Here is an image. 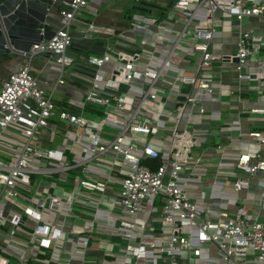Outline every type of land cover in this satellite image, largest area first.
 Here are the masks:
<instances>
[{
    "label": "built area",
    "instance_id": "obj_1",
    "mask_svg": "<svg viewBox=\"0 0 264 264\" xmlns=\"http://www.w3.org/2000/svg\"><path fill=\"white\" fill-rule=\"evenodd\" d=\"M93 1H63L1 81L0 264H264V0H173L126 30L84 20ZM83 25L107 37L78 61Z\"/></svg>",
    "mask_w": 264,
    "mask_h": 264
},
{
    "label": "water",
    "instance_id": "obj_2",
    "mask_svg": "<svg viewBox=\"0 0 264 264\" xmlns=\"http://www.w3.org/2000/svg\"><path fill=\"white\" fill-rule=\"evenodd\" d=\"M63 1L69 0H0V64L12 61L34 44L50 39L55 33L51 18H55L54 13ZM172 3L170 0L161 7L143 0L134 9L151 13L153 8L168 9ZM131 18L128 15V19Z\"/></svg>",
    "mask_w": 264,
    "mask_h": 264
},
{
    "label": "crops",
    "instance_id": "obj_3",
    "mask_svg": "<svg viewBox=\"0 0 264 264\" xmlns=\"http://www.w3.org/2000/svg\"><path fill=\"white\" fill-rule=\"evenodd\" d=\"M168 3V2H167ZM118 2L116 0H95L92 2V5L98 10V15L91 17L93 19H84L86 21H91L94 24L98 26H105L107 28H115L117 30H126L129 28L130 20L128 19V15H130V12L122 14V19L120 21H117L118 19L114 20L111 16V14L108 13V9L116 6ZM121 5V4H119ZM59 11V7L56 10ZM105 13V14H104ZM129 22V23H128ZM255 23V22H254ZM257 25H260L258 22H256ZM74 35V44L71 46L67 53L71 56H73L78 61L82 59L83 56L79 55H72L69 53V50H84L88 52H96L100 46L105 44L107 34H101L98 35L95 32L88 31L87 33H84L82 31V28H76L74 27L73 30ZM85 36H87L85 38ZM232 36L231 34L229 35ZM81 45V47H78ZM77 46V47H76ZM97 49V50H94ZM89 53V54H90ZM88 54V55H89ZM81 58V59H80ZM29 63V60L26 58H19L16 57L12 61L0 64V85L1 81L8 77L9 74L13 71L18 69L24 64ZM31 71L32 73L40 80L41 84L43 85H49V83L53 80H55L60 72L57 63L53 57H51L50 54H39L37 55L32 61H31ZM82 88L81 85L73 84L71 83L68 89H66L64 92H59L57 97H59L61 100H64L68 102L66 105L73 104L78 96L82 94ZM224 111H226V108H224ZM256 128L258 126H255Z\"/></svg>",
    "mask_w": 264,
    "mask_h": 264
},
{
    "label": "rangeland",
    "instance_id": "obj_4",
    "mask_svg": "<svg viewBox=\"0 0 264 264\" xmlns=\"http://www.w3.org/2000/svg\"><path fill=\"white\" fill-rule=\"evenodd\" d=\"M116 1L118 2V4H116V6H114V7H112V8L107 10L108 13L111 14V16H113L112 18L114 20H116V18L118 19L117 21L123 20L122 19L123 11H124V13L130 12V15L132 16V20H134V21H141V20L144 19L146 13L143 12V11H139V10L134 9V6L138 5V3L141 0L138 1L137 3H136V0H116ZM147 1L155 3V4H157V5L161 6V7H165L167 5V2H168V0H147ZM119 4H121V5H119ZM152 12L154 14H162V10L161 9H157V8H153ZM165 15H166V13H164L163 16H165ZM91 19H93V18H91ZM80 27H82V31H84L85 28H86V25H83V26H80ZM73 30H74V28L72 29V32H74ZM124 41H126V40H124ZM139 49L141 50V48H139ZM69 53L72 54V55H77L79 57V55L87 56L90 52L84 51V50L81 51V50L78 49V50H72V51L69 50ZM262 53H264V50L262 51ZM79 61H81V60H79ZM230 99H231L230 96L223 95L221 97L222 104L223 105H228ZM99 109L102 111L104 108L99 107ZM82 114L86 118H88L90 120H93L95 122H99L101 124V126L103 125L102 116L100 114H98V113L92 114L88 110L82 111ZM60 128L62 129L61 125H60ZM65 130H66V133L70 137H73L75 135V133H76L75 130L72 129V128H67ZM235 133H237V131H235ZM52 137L54 139L56 137V134L53 133ZM216 141H218L217 137H210V139H209V141L207 143L203 144L201 147H197V148L194 149L193 155H195V156L199 155L200 152L207 146V144H210V143H213V142L215 143ZM48 146L52 147V148L59 147L55 143L49 144Z\"/></svg>",
    "mask_w": 264,
    "mask_h": 264
},
{
    "label": "trees",
    "instance_id": "obj_5",
    "mask_svg": "<svg viewBox=\"0 0 264 264\" xmlns=\"http://www.w3.org/2000/svg\"><path fill=\"white\" fill-rule=\"evenodd\" d=\"M141 1H143V0H141ZM138 1H136V3H137ZM139 4V3H138Z\"/></svg>",
    "mask_w": 264,
    "mask_h": 264
}]
</instances>
